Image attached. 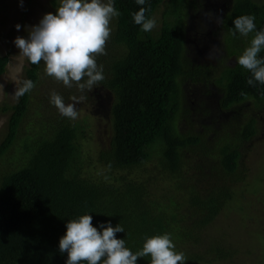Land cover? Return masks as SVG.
<instances>
[{
    "label": "trees",
    "instance_id": "1",
    "mask_svg": "<svg viewBox=\"0 0 264 264\" xmlns=\"http://www.w3.org/2000/svg\"><path fill=\"white\" fill-rule=\"evenodd\" d=\"M164 1L146 0L141 6L136 0H114L121 15L111 21L106 55L97 57L105 77L97 87L111 96V136L109 145H101L92 160L80 143L87 137L83 123L63 117L56 108V113L46 114L39 107L31 123V91L19 101L2 104L1 110L8 117L0 141V160L7 156L10 163L0 168V264H65L67 253L59 251V239L66 231V222L84 214L92 216L98 231L102 223L120 224L124 232L116 237L124 239L133 253L141 249L145 236H172L176 230L179 243H200L203 227L234 199L231 186L236 179L241 180V175L236 176L239 148L255 135V119L237 125L241 126L234 140L229 132L212 140L206 133L180 130L182 78L190 77L186 69L189 62L183 57V9L179 6L183 0H167L162 24L155 33L142 31L131 15L145 7L146 16L152 18ZM51 4L50 12L55 14L58 0H51ZM242 15L255 17L257 31L264 29V1L235 0L223 27L237 44L240 34L233 35L232 21ZM253 35L249 34L248 45ZM259 56L264 58V50ZM26 62L25 77L36 85L41 63ZM7 63L8 56L0 55V75ZM193 73L213 80L222 94L220 106L224 110L238 104L242 107L248 100L256 106L264 102V84L250 86L247 80L251 73L239 64L211 65V72L196 69ZM59 94L64 99L69 96L63 91ZM26 121L31 126L24 131ZM237 122L229 128L236 130ZM186 149L198 150V157L211 155L215 159L209 186L186 185L182 173ZM153 159L162 169L163 180L174 185L158 198L152 193L159 177L147 178L140 173L136 178L122 176L117 183L106 178L114 171L139 168ZM96 163L106 169V175L96 177ZM180 201H185L191 228L179 222ZM137 264H150V257L138 258Z\"/></svg>",
    "mask_w": 264,
    "mask_h": 264
},
{
    "label": "rangeland",
    "instance_id": "2",
    "mask_svg": "<svg viewBox=\"0 0 264 264\" xmlns=\"http://www.w3.org/2000/svg\"><path fill=\"white\" fill-rule=\"evenodd\" d=\"M255 1L262 2L264 0ZM184 2L185 0L179 2V6L183 9L181 13L183 17L185 14ZM58 3H60V0H58ZM166 3L167 0L153 13L152 18L156 20V27L151 31L152 33L160 29L163 20L162 12L166 7ZM52 9L51 0H0V55L5 54L8 56L6 70L0 75V84L4 85V93H0V119L4 121L0 125V141L6 131L4 127L8 117V113L2 111L1 106L4 102L11 104L16 101L11 96L15 91V84L11 81V76L12 68L19 63L20 58L18 56L19 49L15 46L14 39L18 36L27 39L30 27L37 25L43 15L49 13ZM169 10L172 12L171 6H169ZM16 25H20L19 30L15 27ZM220 38L218 40L222 46L220 47V43L217 42V47L219 49L222 48L226 52V57L223 60H226L228 55L234 53L236 54L234 56V64L235 66L238 65L236 58L249 46L248 36L239 35L241 40L239 44L235 43L233 36L224 32L222 38ZM214 61L216 60L208 61V64L215 63ZM26 65L27 62L25 60L24 67ZM24 67L21 74L22 79H26ZM216 75H218L217 72H215ZM38 79L35 87L31 90L32 100L28 115L33 117L32 119L29 118L31 123L37 118L34 112L37 107H39L40 112H46V114L53 111L56 113L54 110L55 106L50 103V93L53 90L57 93L63 91L69 94L68 98L64 99L65 103L70 102V97L73 95L78 97L85 95L86 98L77 105L79 115L76 120H82V123L87 126V137L82 140L79 138L78 140H80L82 150L86 156H90L91 160L93 157L95 158L97 149L101 145L106 147L110 143L111 124L108 118L109 110L103 104L100 105V102L98 104L101 98H105V91L99 90V87H95L91 92L85 93L79 92L75 86L69 89L45 74L42 61ZM248 101L247 104L236 111L234 116L232 115L234 118L230 116L226 127H223L225 123H222L216 130L215 124L212 122L213 119L206 118V121L203 122L202 127L205 128L207 137L212 140L213 137H217V134L223 136L228 134V132L231 139L234 140L236 137L235 132L239 131L240 126L248 122L251 117L255 119L256 133L239 148V170L236 176L241 175V180L238 181L236 179L231 186L235 193L234 199L230 200L219 214L203 227L200 233L204 240L200 243L187 241L179 243L175 238L178 230L172 234L171 238L176 250L185 254L187 264H264V102L256 106L252 100ZM183 104L178 115V126L184 132L199 131L201 123L199 124L197 119L193 122L190 121L189 117L185 119L181 115L184 109ZM206 114L210 116V112ZM236 121H238L236 126L240 123L241 125L237 126L236 130L230 129V123L232 124ZM29 126L31 124L26 121L22 126L23 130L27 131ZM190 127L193 128L190 129ZM198 153V150H184L182 173L186 177V185L194 184L196 187H206L213 183L215 172L211 168L215 159L211 155L206 158L198 157ZM9 160L7 156L2 157L0 168L5 164H9ZM98 166L96 163V177L103 175V173L106 175V169ZM140 173H143V177L147 178L159 177L154 185L152 197L158 198L166 188L173 189V184L163 180L162 169L157 165L155 159L144 163L139 168L114 171L112 175L106 176V178L117 183L122 176L126 179L136 178ZM180 203L179 213L182 216L179 222L182 226L186 225L187 228H191L192 223L190 215L186 214L185 201H180ZM213 240L220 243H208ZM192 257L194 259H191Z\"/></svg>",
    "mask_w": 264,
    "mask_h": 264
},
{
    "label": "clouds",
    "instance_id": "3",
    "mask_svg": "<svg viewBox=\"0 0 264 264\" xmlns=\"http://www.w3.org/2000/svg\"><path fill=\"white\" fill-rule=\"evenodd\" d=\"M215 3L216 0H206ZM146 0H136L138 5H145ZM147 9L140 7L132 13V19L144 32L156 27V20L146 16ZM121 13L114 6V0H60L55 14L43 15L37 25L28 30L27 39L16 37L15 46L19 49V63L12 68L11 81L15 84L14 94L20 97L30 92L35 84L30 79H22L24 61L32 65H44L47 76L71 89L73 86L81 93L91 92L104 79V69L98 65L97 57L106 55V44L111 36V21ZM255 17L242 15L232 23L235 31L247 37L254 33L249 46L236 60L251 73L247 80L250 86L254 82L264 84V58L259 53L264 50V29L256 30ZM216 23L223 25L224 20L217 16ZM19 30L20 25L15 26ZM221 50L217 46L210 49L207 59L217 60ZM0 84V93H4ZM86 98L85 95L71 96L65 103L62 95L56 91L50 93V103L59 114L70 120L78 118L77 105ZM79 122L82 123V120ZM4 121L0 119V125ZM66 231L59 239L61 253H67L65 264H137L138 258L150 257V264H185L186 256L176 250L171 235L168 233L145 236L142 247L133 253L124 239H118L116 233L124 232L117 224L102 223L92 225V216L79 215L66 222Z\"/></svg>",
    "mask_w": 264,
    "mask_h": 264
},
{
    "label": "flooded vegetation",
    "instance_id": "4",
    "mask_svg": "<svg viewBox=\"0 0 264 264\" xmlns=\"http://www.w3.org/2000/svg\"><path fill=\"white\" fill-rule=\"evenodd\" d=\"M234 3L235 0H216L215 3H207L206 0H185L184 2L185 14L182 18L184 30L183 57L186 62H189L186 69L189 70L190 77L184 75V78H182L180 105L182 106L184 103L181 115L185 119L189 117L190 121L194 122L197 119V122L201 123L200 130L195 131L197 133H206L205 128L202 127L206 118L213 119L212 122L215 124L216 130L222 123L227 125L230 116L234 115L236 110L240 109L242 105L238 104L235 108L222 109L220 106L222 94L213 80L202 79L200 74L193 73V70L196 69H204L211 72V65L221 67L223 64L226 66L235 65L234 56L236 54L228 55L227 59L223 60L226 57V52L222 48H220L221 58L214 61L215 63L208 64L209 60L206 58L210 49L213 46H218L217 42L220 43L218 38H222L224 32V23L223 25L217 24L216 17L219 16L225 21ZM104 94H106L105 98H101L98 104L100 102V105L103 104L109 110L111 96L106 90ZM188 99L190 100L189 102ZM248 102H244L243 105ZM207 112H210V116L206 114ZM194 116L196 117L194 118ZM180 130L184 131L182 128Z\"/></svg>",
    "mask_w": 264,
    "mask_h": 264
}]
</instances>
